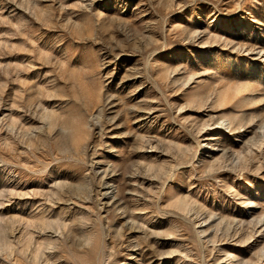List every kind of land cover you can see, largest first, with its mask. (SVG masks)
<instances>
[{
	"label": "rangeland",
	"instance_id": "rangeland-1",
	"mask_svg": "<svg viewBox=\"0 0 264 264\" xmlns=\"http://www.w3.org/2000/svg\"><path fill=\"white\" fill-rule=\"evenodd\" d=\"M0 264H264V0H0Z\"/></svg>",
	"mask_w": 264,
	"mask_h": 264
},
{
	"label": "bare ground",
	"instance_id": "bare-ground-1",
	"mask_svg": "<svg viewBox=\"0 0 264 264\" xmlns=\"http://www.w3.org/2000/svg\"><path fill=\"white\" fill-rule=\"evenodd\" d=\"M104 196L105 197H112V185L108 184L105 187Z\"/></svg>",
	"mask_w": 264,
	"mask_h": 264
}]
</instances>
